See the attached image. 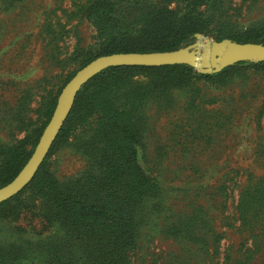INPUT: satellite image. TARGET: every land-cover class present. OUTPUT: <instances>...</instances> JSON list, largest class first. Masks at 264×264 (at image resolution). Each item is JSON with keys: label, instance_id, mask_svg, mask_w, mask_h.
<instances>
[{"label": "rangeland", "instance_id": "obj_1", "mask_svg": "<svg viewBox=\"0 0 264 264\" xmlns=\"http://www.w3.org/2000/svg\"><path fill=\"white\" fill-rule=\"evenodd\" d=\"M93 1L0 0V144L33 138L65 79L99 53L103 37L122 36L109 16L102 23L89 18ZM114 1L125 22L136 24L138 4L181 10L185 3ZM211 12L212 23L189 44L264 28V0H216ZM150 79L138 74L98 86L90 113L47 153L45 166L61 183L81 176L88 163L78 144L106 118L140 114L139 161L160 193L142 206L129 264H264V222L244 226L239 211L244 188L264 179V66L242 65L221 79L192 78L153 92ZM38 211L30 187L0 210V264H47L49 248L41 247L58 228Z\"/></svg>", "mask_w": 264, "mask_h": 264}, {"label": "trees", "instance_id": "obj_2", "mask_svg": "<svg viewBox=\"0 0 264 264\" xmlns=\"http://www.w3.org/2000/svg\"><path fill=\"white\" fill-rule=\"evenodd\" d=\"M183 1L185 3L181 10L171 9L167 4L145 2L134 7L132 3L131 7L142 11V23L136 24L125 22L122 15L124 10H119L114 0H94L86 8L89 18L102 23V18L109 16L108 19L115 26L120 24L119 33L122 36L113 32L103 37L99 53L89 57L80 67L100 55L169 51L189 44L195 39L194 33L205 31L212 23L214 14L211 11L216 0ZM203 5L207 8L201 10ZM131 38L134 40L127 42ZM221 38L216 37V40ZM229 38L237 42L264 45V28L247 34L230 35ZM242 65L264 66V61H238L211 74L197 73L193 67L182 63L105 68L77 92L72 108L48 154L59 139L71 131L77 118L90 113L94 104L93 92L102 83L149 73L152 74V80L147 84H150L153 92L186 84L192 78L221 79L232 69ZM75 71L65 79L58 94ZM55 104L56 100H53L42 127L33 138L26 135L11 146L0 144V187L10 182L30 157ZM106 120L107 118L96 128L93 136L78 144V150L88 163L81 176L61 183L45 166L44 158L28 184L12 197L0 202L1 210L30 187L33 199L38 200V215L58 228V233L49 236L47 244L41 247L49 248L48 258H45L47 264H129L128 252L136 242L142 206L147 198L156 197L160 193L158 181L146 172L138 157L139 150L143 147V116L126 114L125 117ZM263 185L264 179L258 180L247 185L241 193L239 211L244 226L252 227L254 223L264 222ZM192 223L193 218H190L189 225ZM260 231L264 233V225ZM187 234L194 236L192 232ZM59 253L68 255L66 261L59 259Z\"/></svg>", "mask_w": 264, "mask_h": 264}, {"label": "water", "instance_id": "obj_3", "mask_svg": "<svg viewBox=\"0 0 264 264\" xmlns=\"http://www.w3.org/2000/svg\"><path fill=\"white\" fill-rule=\"evenodd\" d=\"M194 36L195 40L200 37L199 34ZM238 61H264V45L229 39L206 40L169 51L117 52L95 57L79 68L62 87L50 119L30 157L17 175L0 187V202L18 193L32 179L65 122L77 92L101 70L110 66H159L182 63L197 69L200 73H214Z\"/></svg>", "mask_w": 264, "mask_h": 264}]
</instances>
